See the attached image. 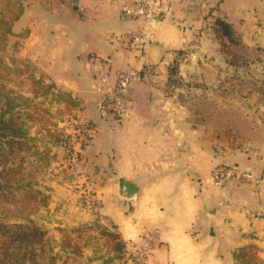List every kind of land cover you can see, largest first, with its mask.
I'll list each match as a JSON object with an SVG mask.
<instances>
[{
  "label": "crops",
  "instance_id": "1",
  "mask_svg": "<svg viewBox=\"0 0 264 264\" xmlns=\"http://www.w3.org/2000/svg\"><path fill=\"white\" fill-rule=\"evenodd\" d=\"M21 1L13 29L29 34L18 56L74 98L78 114L97 128L86 165L93 166L100 213L126 246L157 230L152 264H264V220L247 212L264 215V183L219 189L210 180L211 170L222 164L264 178V102L258 108L224 104L197 121L177 116L166 100L174 68L186 81L194 76L188 71L198 65L192 55L207 54L214 71L227 65L211 57L217 52L210 39L216 18L229 22L244 43L264 50V0H164L170 12L140 51L112 39L140 25L122 17L125 0ZM184 52L192 58H182ZM97 56L109 58L114 73H140L127 93L130 111L118 122L97 111ZM121 178L136 187L134 200L117 196ZM244 248L256 258L242 262Z\"/></svg>",
  "mask_w": 264,
  "mask_h": 264
},
{
  "label": "rangeland",
  "instance_id": "2",
  "mask_svg": "<svg viewBox=\"0 0 264 264\" xmlns=\"http://www.w3.org/2000/svg\"><path fill=\"white\" fill-rule=\"evenodd\" d=\"M23 4L0 0V264H152L153 252L139 258L140 241L126 246L100 213L85 160L90 119L67 92L21 63L29 33L13 27ZM212 34L211 57L227 65L214 71L207 54H194L192 79L176 67L166 84L167 105L185 119L207 120L224 104L264 102V50L240 36L238 44L223 45Z\"/></svg>",
  "mask_w": 264,
  "mask_h": 264
},
{
  "label": "built area",
  "instance_id": "3",
  "mask_svg": "<svg viewBox=\"0 0 264 264\" xmlns=\"http://www.w3.org/2000/svg\"><path fill=\"white\" fill-rule=\"evenodd\" d=\"M117 4L119 0H95ZM122 17L127 21H137V29L112 35L115 41L123 42L130 50L140 51L149 45L154 39L155 27L162 17L170 12V7L164 0H125L120 5ZM93 75L96 80V107L99 116L111 122L122 120L130 111L127 93L132 84L140 80V73L134 68L124 69L114 73L111 69L109 58L97 56L93 60ZM97 128L90 122L86 123L85 138L92 137ZM86 140V139H85ZM211 184L219 189H225L230 185H260L264 178L258 177L251 170L240 168L236 165H217L211 170ZM254 219L264 220V215L259 212H249ZM158 231L143 233L140 239L142 245L137 252L139 258H148L153 252L154 241ZM135 250V249H134ZM147 260L141 262L146 264ZM149 264V263H147ZM151 264V263H150Z\"/></svg>",
  "mask_w": 264,
  "mask_h": 264
},
{
  "label": "trees",
  "instance_id": "4",
  "mask_svg": "<svg viewBox=\"0 0 264 264\" xmlns=\"http://www.w3.org/2000/svg\"><path fill=\"white\" fill-rule=\"evenodd\" d=\"M214 26L216 28V32L218 33V36L222 37V40H224V43H222L223 45L227 43L231 45L238 44V40H239L238 35L236 34L235 30L233 29V27L229 22L221 18H216L214 21ZM119 246L120 245H118V247ZM238 255L242 262H249L250 260H254L256 258L255 255H253L252 253L249 256H247L248 254L245 248L241 250Z\"/></svg>",
  "mask_w": 264,
  "mask_h": 264
},
{
  "label": "water",
  "instance_id": "5",
  "mask_svg": "<svg viewBox=\"0 0 264 264\" xmlns=\"http://www.w3.org/2000/svg\"><path fill=\"white\" fill-rule=\"evenodd\" d=\"M262 185L260 184V186ZM117 196L127 201L134 200L137 196V189L132 183L121 178L118 182Z\"/></svg>",
  "mask_w": 264,
  "mask_h": 264
}]
</instances>
